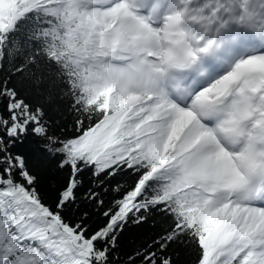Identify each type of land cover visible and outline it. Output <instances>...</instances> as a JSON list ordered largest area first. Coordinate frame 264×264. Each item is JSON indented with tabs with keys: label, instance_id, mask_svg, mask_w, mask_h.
<instances>
[{
	"label": "snow or ice",
	"instance_id": "6c2138e0",
	"mask_svg": "<svg viewBox=\"0 0 264 264\" xmlns=\"http://www.w3.org/2000/svg\"><path fill=\"white\" fill-rule=\"evenodd\" d=\"M53 92L59 133L32 98ZM27 136L66 172L51 202ZM81 201L103 222L67 215ZM152 210L161 232L113 256ZM175 243L264 264V0H0V264H174Z\"/></svg>",
	"mask_w": 264,
	"mask_h": 264
},
{
	"label": "trees",
	"instance_id": "16d2710c",
	"mask_svg": "<svg viewBox=\"0 0 264 264\" xmlns=\"http://www.w3.org/2000/svg\"><path fill=\"white\" fill-rule=\"evenodd\" d=\"M32 98L37 102L44 104L48 116L53 122L58 121V123L53 124V131L59 133L61 128L72 123L73 116L68 110L71 103L70 99L61 98L59 94L55 92H53L50 101L46 96H33ZM40 143L41 141L35 137L27 136L24 139V143L18 145L15 150L25 155L30 170L39 177V182L37 184L39 191L45 197L47 202H51L54 200L56 190L63 182L66 172L55 170L54 163L50 161L35 158L33 150ZM83 179L84 185L79 190L78 196L91 186L90 172H85L83 174ZM101 179L105 180V187L108 189L107 192L100 189L102 197L107 204V202L114 196V193L111 191L112 187L117 184L130 182L131 178L127 175L121 174L113 178L106 179L101 177ZM84 211H87L89 214L88 221H86L87 223H92L93 221L97 223L103 222L99 217V212L95 206L87 201H81L79 203V208H73L67 213V215H80ZM145 215L147 216V219L142 223L137 224L130 220L124 226L123 231L119 233L117 248L113 253V256L119 255L120 258L123 259L127 253L131 252L141 244L150 241L161 232V226L164 224V217L156 210H152ZM169 252L172 254L174 264H194L196 254L191 246L175 243L169 248ZM117 264H119V262H117Z\"/></svg>",
	"mask_w": 264,
	"mask_h": 264
}]
</instances>
